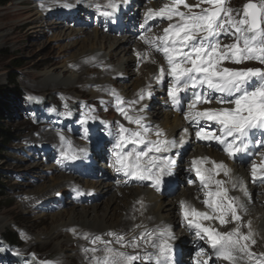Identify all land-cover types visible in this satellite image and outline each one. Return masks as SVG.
<instances>
[{"label": "snow or ice", "instance_id": "1", "mask_svg": "<svg viewBox=\"0 0 264 264\" xmlns=\"http://www.w3.org/2000/svg\"><path fill=\"white\" fill-rule=\"evenodd\" d=\"M230 3L231 0H196L195 3L167 0L159 8L146 10L142 27L157 19L168 21L167 26L158 35H148L151 29H147L140 39L150 51L163 57L165 63L158 67L154 79L162 83L166 77L170 78L167 94L172 105L180 104L182 93L192 92L184 119L195 127L196 139L214 141L222 146L228 158H235L249 150L253 130L264 133V67H242L253 61L264 65V0H246L241 8H233ZM61 6L71 7L67 3ZM95 7L102 16L112 17L120 3L108 0L103 7L99 4ZM221 37L230 42H223ZM136 56L139 61L142 54L136 52ZM144 56L146 58L148 54ZM152 63L156 61L152 60ZM150 88L151 85L141 89L137 93L138 99L131 101H125L114 89L110 91L119 114L129 124L136 125L135 129L117 125L119 131L113 156L117 172L132 179L150 181L158 191L163 177L171 175L176 163L166 154L187 141L182 138L177 144L159 126L152 129L144 124L142 115L132 114L136 111L132 106L151 98ZM213 93L218 95L213 96ZM213 103L219 107H212ZM67 107L65 104V109ZM64 115L71 116L72 113L65 111ZM90 119H95L91 110L84 113L81 123L86 124ZM202 121L217 125L218 131L201 126ZM188 132L185 127L183 133L187 135ZM151 135L156 138L150 139ZM60 140L66 145L60 153L63 160H76L78 151L85 152V149H74L63 135ZM260 143L264 146V141ZM128 145H133L131 151H125ZM259 157V162L253 160L250 165L253 183H264V152L259 153ZM190 170L200 182L204 194L202 204L207 209L201 211L185 200L179 201L187 227L208 246L207 250L201 247L196 252L197 264H216L218 261L223 264H264V252L252 251L256 233L252 221H245L246 203L241 197L230 194L239 188L251 201V193L243 179L233 178L232 169L224 161L207 156L194 157ZM221 176L227 179L219 178ZM79 194L82 193L78 191ZM138 203L143 208V202ZM228 225H232L230 230H221ZM173 238L168 227L145 229L131 239L113 231L104 236L85 234L84 239L92 247L84 251L92 254V264H152L153 259L155 264H172L170 241ZM148 247L155 249V253L145 251L142 254L140 249ZM129 248L133 251H127ZM32 256L35 259L34 253Z\"/></svg>", "mask_w": 264, "mask_h": 264}, {"label": "rangeland", "instance_id": "2", "mask_svg": "<svg viewBox=\"0 0 264 264\" xmlns=\"http://www.w3.org/2000/svg\"><path fill=\"white\" fill-rule=\"evenodd\" d=\"M58 1L56 5L62 2L66 3L64 2L65 0ZM49 2H51L50 5ZM188 2L195 3L196 0H188ZM244 3H246V0H231L230 6L241 8ZM53 4V1L44 0H12L7 5L0 6V87L8 86V80L13 74H16L18 76L16 87L19 91V96L9 95L11 97L7 100L6 114L1 123L2 129L14 135L15 141L3 152V159L0 160V171L5 176L4 183L6 186L5 196L0 207V221L3 222L1 223L3 226L0 224V236L7 231H11L16 234L17 241L12 246L4 247L5 250L0 257V264H82L80 258L73 255L76 246L74 244L66 245L67 235L65 233L59 235L54 240L55 242L52 241L47 244L32 241L34 236L45 234L50 230L54 214L66 211L72 204L80 202V194L78 195L76 188L65 185L60 190L55 191L51 199L45 200L31 201L36 199V197H32L30 193L37 187L49 182L53 176L73 175L76 177L82 175V177H85L88 176V172H92L86 169L92 170L94 165L96 166L94 163L83 162L76 164L72 160L61 159L60 153L66 145L60 140V135L70 141L72 146L87 145L88 147L91 146L93 150L95 147V150L103 155L101 162H98L95 167L97 168L96 170L105 172L116 183L117 181L125 180L124 174L116 171L113 153L108 150L112 142L108 138H110L109 134L118 136V124H123L125 127L133 129L136 128V125L129 124L123 117L121 118V115L116 110L115 99L110 95V91L114 89L125 100L121 90L125 85H130L132 79L136 78L132 77V73L139 74L143 68L141 66L146 67L156 57L161 56L159 53L150 51L149 48H143L140 40L143 33L135 34L131 40L132 42L127 45L130 49H128L129 54L132 57H137L135 53L139 52L137 51L138 46H142L140 53L143 54V58L141 57L142 59L139 61L137 59L138 62L130 67L129 70L131 72L129 71L128 74L124 73L113 78L114 86L109 87V85H106L101 92L99 88L95 86L91 88L90 86L85 87L83 83L76 84L70 89L43 86L41 73L48 69L60 68L66 62V57L79 48V44L66 52H63L61 47L68 44V42H81L83 37L76 36L68 40L54 42L50 41L51 37L58 31L52 32L45 28L41 32H36V30H39L36 28L39 25L42 24L47 27V24L53 23V21H50V18H45L43 22H39L35 8L42 12L44 16L43 8H48V6H53ZM144 5L146 6L147 4ZM142 6L132 5L130 10H127L125 14H121L119 25L121 28L122 26L124 27L122 28L123 30H105L108 31L105 34L111 37H125L126 34L128 36L126 31L137 24V21L132 20L134 14L141 12ZM62 15L63 17H59L57 22H62L60 28L64 30L65 25H70V23H67L64 12ZM165 22L158 21L148 29L152 30L153 35H158L162 31L161 25L163 26ZM83 23L86 24L84 26L88 33L100 28V26L95 25V21L88 23L85 21ZM221 39L225 43L230 42L224 37H221ZM146 53H149V57L145 58L144 54ZM150 57L152 60H150ZM227 66L236 67L235 65ZM242 67H264V65L253 61L242 65ZM72 69L80 73L78 67H73ZM88 70V74L91 76L94 73L101 72L102 68L96 67V65L94 67L89 65ZM136 71L139 72L135 73ZM155 75L156 72L154 71L150 75V77H153L151 79H154ZM167 88L168 86H163V90L160 89L159 91L161 92L155 94V98L149 101L150 105L149 103L147 105V109H150L149 111H152L155 107L160 108L162 106V97L167 98L168 96ZM92 90L99 94L93 97L90 94ZM29 97H35L36 99L30 100ZM191 97L192 95H189L183 100L184 104L178 114L183 115L187 110L186 106L191 102ZM101 101H104V103ZM144 101H140L139 105H143ZM65 104L68 106L67 109H65ZM136 106L137 104L132 107ZM90 110L91 115L95 119H90L86 124H82L81 120L84 118V113ZM65 111H70L72 115L65 116ZM138 112L136 110L132 114L138 115ZM171 119H174V116H171ZM85 129H87L86 134ZM152 137L150 139L156 138L155 136ZM263 139L264 136H259L256 139L257 141L255 140L254 142L258 143L263 141ZM116 140L112 139L113 144H116ZM132 147L133 145H128L125 151H131ZM140 147L143 148V145ZM92 152L91 150L90 157L92 156V160L96 161L97 159ZM192 152L193 148L184 147L179 158L183 168L186 166L187 170L191 169V167H188L191 166V161L188 159ZM99 154L96 153V156ZM253 160V156L252 158H247L242 166L248 168V164ZM49 168H55L56 170ZM180 174L182 176L169 179L163 188V198L170 202H174L183 187H187L189 184L193 185L196 182L194 173L187 171ZM95 175L98 176V172ZM133 185H136L135 181L126 184L124 189ZM144 186H147V184L145 183ZM114 188H117V185ZM150 188L153 187L150 185ZM146 189L148 190V188ZM153 190L156 189L153 188ZM75 205L86 206L85 204ZM181 224L183 226L186 224L184 219L174 231H171L177 236V239L181 234L179 233L180 227L181 229L184 228ZM181 241L183 242L184 239H181ZM55 244L60 245V249L56 248ZM255 247L259 249L257 244H255ZM261 248L263 249V246ZM33 253L35 254V259H33ZM183 255L186 256L185 249L183 250ZM88 260L86 262L84 259L83 264H88Z\"/></svg>", "mask_w": 264, "mask_h": 264}, {"label": "bare ground", "instance_id": "3", "mask_svg": "<svg viewBox=\"0 0 264 264\" xmlns=\"http://www.w3.org/2000/svg\"><path fill=\"white\" fill-rule=\"evenodd\" d=\"M44 1H53L54 4L53 6H48V8H43L44 16L42 12L35 8L36 14L39 17V22H43L45 18H50L49 20L53 21V23L47 24V27L40 23L41 25L36 27L39 29L36 30V32H41L45 28L52 32L58 31L51 37L50 41L54 42L68 40L76 36L83 37L81 42H68V44H65L61 47L62 51L66 52L79 44V48L74 53H71L66 57V62L63 63L60 68L48 69L41 73L42 85L70 89L76 84L83 83L85 87L90 86L91 88L95 86L96 88H99L100 92L104 87H106V85H109V87L114 86L113 78H116L117 76L124 73L128 74L130 67L138 62L137 57L130 56V49L127 47V45L132 42L131 40L135 34L143 33L144 35L148 28H151L155 23L160 21L159 19L153 20L150 21L148 25L142 27L144 24V14L146 10L148 8H159L163 3L167 2V0H128L127 3H124L123 0H118L120 3L119 10L114 14V16L105 17L96 10L95 6L99 4L103 7L108 3V0H65L64 2L71 5L69 8L62 7L61 5L64 4L63 2L56 5L58 0ZM50 3L51 2H49V5ZM144 4L147 5L145 6ZM132 5H143V9L141 8V12L134 14L132 21H137V24L133 26L132 29L126 31L128 36L127 34L125 37H111L108 36V34L106 35L105 33L108 31L105 30H120L124 28L123 26L121 28L119 25V17H121V14H125L127 10H130ZM63 12L67 23H70V25H65L63 28L64 30L60 28L62 22H57L59 17H63ZM85 21L87 23L95 21V25L100 26L101 30L100 28H97L90 33L86 32V24L83 23ZM72 23L74 24L72 25ZM167 23L168 21H166L163 26L161 25V29L166 27ZM147 34L150 36L153 35L152 30L147 32ZM142 46L144 49L148 48V46L143 42ZM142 46H138V49L136 48L137 51L140 52ZM93 57L95 60H90V58ZM150 60H152V58ZM154 60L156 61L155 64L151 62L148 63L147 66L145 65L146 67L141 66L143 68L141 71L138 69L140 71L139 74L132 73V77L136 78H131L132 82L130 85H125L121 92L125 96V101L136 100L138 99L137 93L141 89H147L148 86L151 85V98L144 99L145 101L143 105H139V103H137V106L134 107L137 111H139L140 108L144 109L143 112L139 111L138 115H142L144 117V124L146 126L152 129H155L157 126H159L165 131L167 137L169 139H175L177 144H179V141L182 138L187 141L182 147L174 148L166 154L176 161L175 166L171 170V175H165L163 177V181L158 191L150 188V181L136 180L125 175V180L117 181L116 183L111 179V176H107L105 172L103 173L102 171L96 170L97 168L95 167L98 165V162H101L103 155L99 154V152L95 150V147L93 150L91 146L88 147L87 145L72 146L77 151L79 149H85V152L83 153L78 151L79 158L72 160V162L74 161L76 164H81L83 162L90 164L94 163L96 166L94 165L92 170L85 168L87 171H92L88 172V176L85 177H82V175L76 177L73 175L53 176L50 178L49 182L37 187L32 193H30L32 197H36V199H30L31 201L45 200L48 198L51 199V196L54 194V192L65 187V185L76 188L79 193H82L79 195L80 202L72 204L66 211L54 214L52 216L53 220L50 230L45 234L34 236L32 241L47 244L54 241L59 235L65 233L67 235V239L65 240L66 245L74 244L76 246V250H72L74 251L73 255L78 256L80 258V262L83 264V260L85 259L87 262V258L91 259L92 255L91 253H86L84 251L85 248L92 247L90 242L84 239L85 234L89 236H104L109 231H113L122 233L127 239H131L133 236L138 235L145 229L155 230L168 227L170 231H174L178 224L180 225V223H182L183 219L179 206L180 200L189 202L191 205L201 211H207L205 206L202 204L204 194L199 180L196 178V175L193 171L187 170L186 166L183 168V165L179 159L184 147H189L193 148V152L188 159L189 161H191L194 157L202 156H207L217 161L222 160L228 165L229 168L232 169L233 178L243 179L248 191L251 193V201H248L247 198L243 196L239 188L232 191L230 194L241 197V200L246 203L247 214L245 216V221H252V227L256 233L254 239L256 240V244L259 247V249H257L254 245L252 247V251L256 253L264 252V183H261L260 181L255 183L252 182L250 175L251 163L248 164V168L242 166L247 158H252V156L254 157L255 161L259 162V153L264 152V146H262L260 143L261 141L258 143L254 141L258 139L259 136H264V133L259 130H253V132L250 134L249 150L246 153L239 154L235 158H228L223 152L221 145L215 143L214 141L206 142L197 140L195 137V127L184 119V113L183 115L178 114V111L184 104L183 100H185V98H187L189 95H192L191 91L181 94L180 104L177 106H173L169 97L167 96V98L162 97V108L155 107L152 111H149L150 109H147L149 101H152V99L155 98V94L161 92L159 90L162 89L163 86L166 87L169 84V78L167 77L162 83H158L155 79H151L153 77H150V75L153 74L154 71L157 75L158 67L165 63L162 56L156 57ZM89 65L93 67L95 65L96 67L99 66L102 68V71L92 74L93 77H91L92 75L90 76V74H88ZM73 67H78V71H80V73L74 71L72 69ZM139 71H136L135 73H138ZM163 83L164 85H162ZM90 94L95 97L96 94L99 93H96L94 90H92ZM216 95L218 94L213 93V96ZM211 106L219 107V105H216L215 103H213ZM201 107L205 106L201 105ZM186 109H188V106H186ZM171 116H174V119H171ZM201 126L210 127L212 130L218 131V126L211 124L210 122L202 121ZM185 127L189 129L187 135L183 133V129ZM109 135L110 138H108V140L112 142V144L108 150L113 153L115 150V144H113L112 139L115 140L118 138V136H115L114 134ZM152 136L154 135H151L150 138ZM91 150L97 159L96 161L92 160V156L90 157ZM96 153L99 155L96 156ZM207 166L210 167L211 165ZM188 167L190 168L191 166ZM49 169L56 170L55 168ZM187 171L189 173H194V179L196 182L193 185L189 184L187 187H183L179 195L176 198L174 197V202H170L169 200L163 198L162 191L167 181L177 176L180 177V173L183 174V172ZM96 172H98V176L95 175ZM115 173H113V175H115ZM219 178L227 179L223 176ZM132 181H135L136 185L124 189L125 185ZM145 183L147 186L143 187ZM116 185L117 188H114ZM229 187L231 188V185H229ZM146 188H148V190ZM139 201L143 202V208H141L140 204L138 203ZM75 204H85L86 206H77ZM1 223L3 222L0 221V224ZM136 225H141L142 227L137 228ZM181 226L184 227V231H182L183 229L180 227L179 233L181 234L178 236V239L177 236L171 232L172 236L174 237L170 241L172 245V264H183L182 262H186L187 264H197V261H195L192 254L199 246L205 248L206 250L208 246L203 240H200L196 237L194 230H189L187 224H184V226L181 224ZM231 227L232 225H228L226 228L221 230H230ZM73 229H75V232L72 231ZM105 238L111 239V237ZM181 239H184V241L182 242ZM55 246L56 248L60 249V245L55 244ZM262 246L263 249L261 248ZM116 247L119 246L116 245ZM184 249L186 256L183 255ZM127 251L131 252L132 249L129 248ZM140 251L142 254L145 251L154 254L156 250L148 247L147 249L141 248ZM101 254L102 253H97V255ZM88 261V264H92L91 260ZM152 263L155 264L154 259ZM216 264H223V262L218 261Z\"/></svg>", "mask_w": 264, "mask_h": 264}, {"label": "trees", "instance_id": "4", "mask_svg": "<svg viewBox=\"0 0 264 264\" xmlns=\"http://www.w3.org/2000/svg\"><path fill=\"white\" fill-rule=\"evenodd\" d=\"M12 0H0V6H5L8 3H10ZM18 66V65H17ZM18 76L16 74H13L11 78L8 80V86L2 88L0 87V160L3 159V152L7 149V147L15 141L14 135L7 131L2 129L1 123L2 120L5 117V109L7 108V100L12 96H19V91L16 87V80ZM5 176L4 174L0 171V207L2 203V199L5 196V190L6 186L4 183ZM16 234L7 231L3 235L0 236V257L2 255V252L5 250V246H12L16 244ZM3 247V248H2Z\"/></svg>", "mask_w": 264, "mask_h": 264}, {"label": "clouds", "instance_id": "5", "mask_svg": "<svg viewBox=\"0 0 264 264\" xmlns=\"http://www.w3.org/2000/svg\"><path fill=\"white\" fill-rule=\"evenodd\" d=\"M201 247L199 246L198 248H197V250H195V252L192 254L193 255V258L195 259V261H197V257H196V255H195V253L200 249ZM183 264H187L186 262H182Z\"/></svg>", "mask_w": 264, "mask_h": 264}]
</instances>
